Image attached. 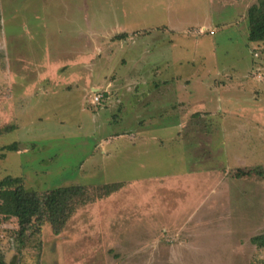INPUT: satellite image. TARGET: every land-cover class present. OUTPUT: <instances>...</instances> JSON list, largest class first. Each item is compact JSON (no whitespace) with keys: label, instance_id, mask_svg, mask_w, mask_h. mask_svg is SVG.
<instances>
[{"label":"rangeland","instance_id":"374dc122","mask_svg":"<svg viewBox=\"0 0 264 264\" xmlns=\"http://www.w3.org/2000/svg\"><path fill=\"white\" fill-rule=\"evenodd\" d=\"M158 1L0 0V182L83 187L58 234L0 214V264H264L257 0H213L199 46L165 26L206 24V0Z\"/></svg>","mask_w":264,"mask_h":264},{"label":"trees","instance_id":"16d2710c","mask_svg":"<svg viewBox=\"0 0 264 264\" xmlns=\"http://www.w3.org/2000/svg\"><path fill=\"white\" fill-rule=\"evenodd\" d=\"M250 43L264 42V0H257L247 12ZM130 34H123L117 39L124 40ZM256 169L245 171L242 176L252 175ZM239 173V172H238ZM264 176L262 170L255 172ZM241 176V177H242ZM236 177H240L237 174ZM83 187L64 188L41 197L36 192H29L19 179L7 178L0 182V214L17 219L19 233L25 236L34 224V219L41 220L48 217L54 225L55 232L60 233L62 225L67 219V209L76 195H81ZM251 243L258 248H264V234L255 236Z\"/></svg>","mask_w":264,"mask_h":264},{"label":"crops","instance_id":"0c3cea01","mask_svg":"<svg viewBox=\"0 0 264 264\" xmlns=\"http://www.w3.org/2000/svg\"><path fill=\"white\" fill-rule=\"evenodd\" d=\"M224 1H226V0H224ZM247 1V0H246ZM245 1V2H246ZM206 6H208V9L207 10H205V12L204 13H197V14H195V17L193 18V19H195V18H199L201 15H202V18L201 19H203V20H201L203 23H206V24H202V25H200V26H198V27H188V28H186V29H183V30H180V27H179V24H176L175 22H174V26L175 27H169V26H165V25H163V26H165L167 29H169V31H171V32H173V34H175V36H174V39H179L180 37H182V38H184V41H188V40H191L193 43H195L197 46H199V44L200 43H202L203 42V39H198L199 38V35H207V34H209V35H211V36H216V29L214 28V24L216 23V19H215V15H214V12L212 11L213 10V6H214V3H213V0H206ZM156 3H157V1H156ZM164 4V2L163 1H161V0H159L158 1V5H163ZM218 4V3H217ZM254 4V1L253 2H250V3H247V4H241V5H243L242 7H241V9L243 8L244 9V7H245V9H246V12H245V10L242 12V14H244V17H245V19H246V22H247V24H248V19H247V17H246V15H247V12H248V9H249V7L251 6V5H253ZM174 5V4H173ZM173 5H172V7H173ZM221 6H223V3L222 4H220ZM237 5H239V4H237ZM247 6V7H246ZM171 7V6H170ZM173 9H174V7H173ZM163 13H162V16H164V15H166L168 12L166 11V13H165V11H162ZM178 13V12H177ZM237 13H240V12H237V10H236V12H234V14H232L231 16H233V17H238L237 16ZM157 18H158V20L160 21V22H164L163 24H166V22H168V19H166V17L165 18H160L159 17V15L157 14ZM207 20V21H206ZM176 21V20H175ZM239 20H237V21H235V22H238ZM177 22V21H176ZM161 23V24H162ZM232 23H234V22H232ZM161 24H158V25H161ZM237 27H238V24H235ZM230 27H232V29H233V32L235 33V35H236V39L238 40V39H242L243 40V42L245 43H247V40H245L246 38H245V36L243 37V35H242V33H240V30L237 28V27H235V26H230ZM227 29V28H226ZM231 28H229L228 27V31L230 30ZM202 32V33H201ZM214 32V33H213ZM211 33H213V34H211ZM194 36H197V37H195V39H192V37H194ZM227 36H228V32H227V34L225 35V38H227ZM174 39L172 40V41H174ZM223 39V38H222ZM220 40V39H219ZM229 40V39H228ZM174 43V42H173ZM172 43V44H173ZM257 44H259V43H254V45H252V46H255V45H257ZM175 44H173L172 46H174ZM166 62V61H165ZM180 63H181V61H179ZM190 61H188V63H189ZM225 73V71H223V72H221L220 74L221 75H223ZM178 78H181V75L179 74L178 76H177ZM188 77H190V76H188ZM187 77V78H188ZM102 141H104L105 142V140H102Z\"/></svg>","mask_w":264,"mask_h":264},{"label":"built area","instance_id":"2783aa9c","mask_svg":"<svg viewBox=\"0 0 264 264\" xmlns=\"http://www.w3.org/2000/svg\"><path fill=\"white\" fill-rule=\"evenodd\" d=\"M213 34V33H212Z\"/></svg>","mask_w":264,"mask_h":264}]
</instances>
